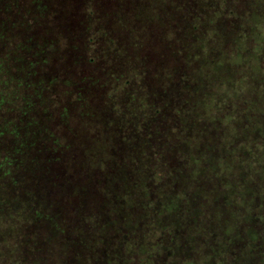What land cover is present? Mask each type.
Segmentation results:
<instances>
[{
	"label": "rangeland",
	"instance_id": "rangeland-1",
	"mask_svg": "<svg viewBox=\"0 0 264 264\" xmlns=\"http://www.w3.org/2000/svg\"><path fill=\"white\" fill-rule=\"evenodd\" d=\"M121 2L66 0L63 6L74 7L81 16L89 14V7L118 13ZM26 4L21 2L17 9ZM123 4L143 47L123 56L125 66H134L126 74L123 61L115 60L116 53L104 46L112 38L94 25L88 32L85 18L80 17L85 25L75 26L79 17L71 21L65 10L59 13L64 26H41L49 36L60 37L54 43L66 54L70 40L77 45L69 67L65 55L48 64L42 79L46 111L53 116L57 106H71L75 116L79 109L83 113L81 104L90 101L94 106L104 102L115 115L122 105L126 135L105 137L101 129L111 117L102 109L86 123L106 141L96 150L105 160L111 159L109 140L123 137V167L111 178L103 175L123 192L122 214L117 217L121 202L109 197L108 209L115 217H87L96 234L77 233L76 227L71 232L40 230L42 243L37 246L29 244L25 229L18 228V218L10 223V213L0 204L5 215L0 217V264H264V0ZM10 13H4L5 21L13 23ZM105 27L116 33L123 30V25ZM11 55L17 58L16 69L39 72L28 63L24 48L13 49ZM57 68L67 70L69 78L54 87L58 80L49 79ZM2 71L9 78L15 69L5 64ZM82 78L89 82L88 94ZM131 87L136 91L127 93ZM21 93L20 88L17 94ZM154 111H159L157 121ZM131 130L137 132L128 134ZM92 170L101 176L95 166Z\"/></svg>",
	"mask_w": 264,
	"mask_h": 264
},
{
	"label": "trees",
	"instance_id": "trees-1",
	"mask_svg": "<svg viewBox=\"0 0 264 264\" xmlns=\"http://www.w3.org/2000/svg\"><path fill=\"white\" fill-rule=\"evenodd\" d=\"M20 1L22 4L27 1L25 9H17ZM57 1L58 3L55 4L51 0H2L0 4V28L3 30L0 35V204L2 210L10 213V223L18 218L20 221L18 228L25 229L29 244L37 246L42 243L39 237L40 230L46 232L48 229H55L71 232V229L76 227L77 233L88 231L96 234L94 224H91V219L87 217L94 216L96 219L103 215L115 217V211L111 213L108 209L107 200L113 197L114 200L121 202L123 192L116 190L111 179L106 180L105 177L111 178L123 167V137L122 140H116L115 137L109 140L108 150H110L111 159L105 160L96 150L106 141L95 135L86 123L90 122V117L95 118L97 112L102 109L104 114L111 117L104 122V129H101L105 137H113L116 134H119V137L126 135L123 131L125 126L123 127L121 120L124 114L122 105L118 106L119 111L113 115L104 108V102L103 106L97 104L94 106L95 102L87 99L90 104L87 102L81 104L83 113L80 109L75 111L77 121L71 106L69 109L57 106L53 116L43 108L47 100L44 99L45 84L42 79L46 78L47 69L51 67L48 64L62 61L60 56L65 55V67H69L71 62L69 60L74 58L73 51L77 49L72 39L71 42L68 41L70 43H68L67 51H70V54H66L54 43L55 37H60L56 34L49 36L47 29L66 24L64 20L60 21L62 18L59 13L67 12L71 21L77 20L76 16H78L75 26L82 24L80 17L85 18L88 32L93 29L91 25H94L97 31L105 30L104 33L112 38V40L107 38V44L105 43L104 46L108 45L112 48L110 51L116 53L115 60L123 61V74L133 71L129 68L134 69L132 64L125 66L124 60L127 58L124 59L123 56L126 53L135 52L136 54L137 51L143 50L141 39L136 36L137 30L129 25V16L124 15L123 0H121L122 5L119 6V14L115 9L104 14L102 13L104 10L100 7H89V14L85 11L84 15L81 13V16L74 7L63 6L66 0ZM8 3L13 6L12 10L8 9L10 6ZM8 10L11 12V18L16 22L5 21L4 13ZM89 17L93 19V24H90ZM104 19L108 21V24L123 25V30L118 31L119 33L108 31ZM42 24L47 29L41 27ZM45 35H48L49 39H46ZM39 36L43 37V40L37 41ZM78 36L81 38L82 32ZM121 41L123 46L120 45ZM126 42L128 45L125 44ZM18 48H24L27 51L28 63L38 66L39 72L31 67L22 68L21 71V67L17 66L16 69L17 58H14L11 53L13 49ZM121 48L123 53L120 52ZM134 55L131 58H134ZM51 59H54V62ZM82 59L84 64L88 65L85 57ZM90 60L88 63H92ZM5 64L8 70L15 69L9 78L2 71ZM107 67L105 65L101 69L105 70ZM68 74L67 70L57 68V74L49 80L57 79L58 81L52 84L56 87L57 83H63L66 77L69 78ZM81 80L84 81L83 87L88 94L89 82L84 78ZM68 83L69 86L72 84V82ZM14 85L19 88L14 89ZM76 86L78 85H73L77 89ZM37 87H40L39 91ZM20 88L22 93L17 94ZM130 91L134 92L136 89L128 88L127 93ZM84 98L79 96L78 99ZM70 103L74 109L75 102ZM158 112L154 111V121L158 120ZM47 126L49 127L46 128ZM25 127L28 128V132ZM134 132L137 130H131L128 134H134ZM10 135L12 139L5 138ZM29 135H33L34 139L30 140ZM25 136H27L26 140L23 139ZM125 150L132 151L130 148ZM93 166L101 173V176L92 170ZM116 185H119V182H116ZM107 186L110 188V193L107 191ZM121 204L122 202L118 205L121 207ZM116 212L117 217H120L122 207L117 209L116 205ZM0 217L4 219V213H0ZM79 222H81L80 228ZM110 223L111 220L108 221V225Z\"/></svg>",
	"mask_w": 264,
	"mask_h": 264
}]
</instances>
